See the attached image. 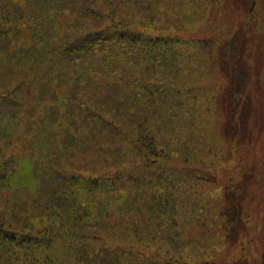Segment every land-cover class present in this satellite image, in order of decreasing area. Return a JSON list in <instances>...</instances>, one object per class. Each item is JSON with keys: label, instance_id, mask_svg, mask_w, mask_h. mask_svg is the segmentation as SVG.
Wrapping results in <instances>:
<instances>
[{"label": "trees", "instance_id": "16d2710c", "mask_svg": "<svg viewBox=\"0 0 264 264\" xmlns=\"http://www.w3.org/2000/svg\"><path fill=\"white\" fill-rule=\"evenodd\" d=\"M164 6L0 0V264H264L206 261L249 233L255 183L221 192L199 160L251 145L264 59L242 29L151 32L182 8ZM250 167L264 202V154Z\"/></svg>", "mask_w": 264, "mask_h": 264}, {"label": "rangeland", "instance_id": "374dc122", "mask_svg": "<svg viewBox=\"0 0 264 264\" xmlns=\"http://www.w3.org/2000/svg\"><path fill=\"white\" fill-rule=\"evenodd\" d=\"M164 7L180 9L175 11L173 17H168L172 21L168 22L166 19H162L157 23L153 29H149L154 33H163L164 35H174L180 38H202L207 36L223 35V37L228 38L236 35L237 30H243V33L249 38L247 47V52H250V62L253 61V66L256 62L264 59V0H162ZM191 3L196 7H192ZM172 5V6H169ZM198 5V6H197ZM166 8V9H167ZM253 9V22L247 23L243 19V14ZM168 13L167 15H170ZM249 16V15H248ZM250 17V16H249ZM247 23V24H246ZM252 26H255L253 28ZM252 27V28H251ZM252 29V31H251ZM241 33V32H240ZM238 38L243 41L244 36L238 33ZM264 68V62L261 64V69ZM256 86L252 87V91L255 90ZM258 91V90H257ZM258 108H254L252 111V118L248 122V127L252 132L253 141L250 146H246V142L240 144H233L231 150L227 149L225 152L231 156V158H226V156L218 154L220 156H211V159L199 158L203 160V168L213 171V175H216L217 189L223 190V185L229 178H234L235 180L240 179V176L246 171V177H250V181H254L255 191L253 198L255 201L249 203V207L245 208L248 213L247 222L254 228V232L249 228V233L242 239V243L236 244L234 247L228 249H216L214 251V256L207 257L206 261H214L215 263H223V261L236 260L237 258L248 255V256H259L262 250V244H264V238L260 234V229L262 224H264V202L259 199L260 193L262 191L259 187L258 180L254 179V175L251 172V162L253 158L261 156L264 154V120L261 119V112H257ZM218 131L223 130L227 137H230L228 128L225 126ZM233 140L236 139L234 138ZM221 149V144L216 141V146L212 153ZM257 151V152H256ZM256 152V153H255ZM214 154V153H213ZM264 170V168H262ZM246 177L243 179V183L247 182ZM242 181V180H239ZM220 192V193H221ZM256 195V197H255ZM213 223L208 225V229H212ZM256 230V231H255ZM221 232V230H219ZM215 234H208V246L210 248L209 254H213L212 243L214 241ZM214 246V245H213ZM227 247V246H226Z\"/></svg>", "mask_w": 264, "mask_h": 264}]
</instances>
